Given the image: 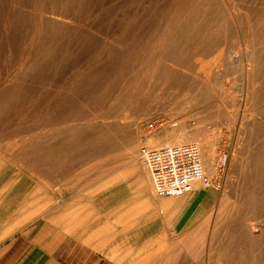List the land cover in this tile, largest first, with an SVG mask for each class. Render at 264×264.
<instances>
[{"label": "rangeland", "instance_id": "1", "mask_svg": "<svg viewBox=\"0 0 264 264\" xmlns=\"http://www.w3.org/2000/svg\"><path fill=\"white\" fill-rule=\"evenodd\" d=\"M6 2L8 5L5 4ZM36 4H41V8ZM55 6L54 0H0V197L3 195L9 198L15 193L24 198L26 208L33 206V202L38 204V208L40 202L46 203L47 208L42 209L43 214L56 210L58 213L65 212L67 198L80 199L81 203L86 205L96 204L97 199L104 196L107 199H109L108 196L113 198L112 193L105 195L103 189L89 190V187L104 184L97 182V179H111L114 175H140L139 160L141 159H138L137 155L147 149L145 144L147 138L153 135L163 136L169 130L181 127L183 122H188L189 127H193L196 123L195 126L201 129L215 128L216 130L219 125L214 124L213 117L222 112L227 119L229 118V125H220L225 136L224 145L217 156L219 177L214 178L216 182L214 191L209 188L202 190V193L205 192L209 196L203 211H200L202 204L196 210L197 213L202 212V220L200 219L197 228L193 231L176 238L170 235L169 243L164 245L160 254L155 255L150 262V264H216V242L220 241L221 229L219 227L215 232L213 221L216 217L210 209L214 201L223 194H227L232 201L235 200L236 182L228 175L222 176L231 162L233 148H243V145L245 148L251 146V149H254L253 165L258 168V172L255 173L252 170L247 175L251 177L258 174L264 177V171L260 172L261 168L264 169L262 159L264 151H260L264 150L261 144L264 139L262 98L259 91L257 97L256 94L255 98L252 97L249 85L239 79L240 71L244 69L243 60L252 52L254 55L259 52L258 56L261 53L258 35H255L254 44L246 47L252 52L248 50L249 52L230 53L223 63L224 68L223 65L217 66V69L214 67L213 60L218 53L208 50L200 53V61L197 63L190 62L181 66L159 68L143 65L132 71L131 78L121 80L113 59L108 61L107 65L100 60L99 37L80 36L83 37V41L78 36L59 33L60 25L53 23L58 16L51 12ZM45 8L48 9L45 11L43 10ZM69 8L71 9L67 5V11ZM27 13L30 14L27 16L28 19ZM80 14L84 16L83 11ZM207 68L208 71L215 68L211 76H213V83L216 82L208 90L205 84H198L199 79H203V73ZM186 69H188L187 72ZM237 74L238 76L235 77ZM165 76H168L170 80H166ZM226 83H229L230 87ZM202 90L207 92L204 93ZM243 90H245L244 93ZM241 94H245L246 97ZM229 95H232V98ZM220 99L221 102H219ZM215 102L223 103V111L218 110L219 103L216 106ZM64 111L69 112L65 114ZM231 114L234 116L232 117ZM205 119L208 120L205 121ZM199 121L201 123H197ZM256 123L260 127H257ZM235 128L237 129L234 130ZM135 150H138L137 153H134ZM226 155L228 159L224 163L223 159ZM32 174H36V178ZM51 179L54 181L52 182ZM40 184L47 188V193L38 191L39 186H42ZM9 193L11 195H8ZM250 197L248 193H241L238 196L242 203H248ZM109 201L106 204H110ZM245 213L251 220L242 227L232 225L229 234L233 235V238L229 237V240L225 241L235 249L231 251L234 254L231 257L232 261L227 259V255L221 258L223 262L227 261V264H264V237L261 233L264 216L262 199H259L257 205L247 209ZM64 216L60 217L63 222ZM208 217L210 222H203V219ZM242 233L244 237L240 239ZM240 250L244 254L242 260L238 257Z\"/></svg>", "mask_w": 264, "mask_h": 264}, {"label": "bare ground", "instance_id": "2", "mask_svg": "<svg viewBox=\"0 0 264 264\" xmlns=\"http://www.w3.org/2000/svg\"><path fill=\"white\" fill-rule=\"evenodd\" d=\"M42 1H44V0H42ZM54 1L56 2V6H55L54 10H51V12L54 13L55 15H57L58 17L55 18L54 20L53 19L52 20H53V23L56 22L60 25L61 29H59V33L63 32V34L66 33L67 35L70 34V35H74V36H78V37H80V36L99 37L100 38V45H99L100 60L106 64L108 61L113 59V61H115V63H116V66L118 68V73H119V75H118V73L116 75H118L121 80H124V79L128 80L129 77L131 78L130 75H132V71H134L135 68L141 67L143 65L148 66V67L151 66L152 68H159L161 66H163V67L164 66H170L171 67L173 65L174 66L175 65L181 66V65L188 64L190 62L197 63L200 61V56H201L200 53L207 52L208 50H214L215 52L218 53L216 58L213 60L214 67H216V69H217V66L220 67L221 65H223V63L225 62V59H227V57H229L230 53H232V52L242 53L243 51L246 52L248 50H251L249 48L247 49L246 47L250 46L251 44H254V42L256 41L255 35H258V37L257 36L256 37H257V39L258 38L260 39L259 41H260L261 53L259 56L257 55L259 52L256 53V55H254L252 50H251V52H252L251 55H249L247 53L249 56H248V58L243 60L244 64L243 63H242L243 65L241 64L244 67V69H242L240 71L239 79H241L243 81V83H245L246 85L247 84L249 85L252 97H254L255 94L257 97L259 94V93L257 94V92L258 91L260 92V95L262 98V102H261L262 103L261 115H262V119H263V127L262 128H264V0H54ZM15 3H17V2H15ZM5 4H7V2ZM37 4H36V6H39L41 8V6H40L41 4L40 5H37ZM42 4H44V3H42ZM25 5H27V4H25ZM67 5L71 7V9L69 8V11H67ZM30 7H31V5H30ZM6 9H7V7H6ZM6 9H5V11H6ZM47 9L45 8L43 10L46 11ZM81 11L84 12V16H81V14H80ZM41 12H39V13H41ZM29 13H27L26 18H27ZM43 13H44V11H43ZM37 16H39V15H37ZM40 18H41V14H40ZM54 25H56V24H54ZM59 25H58V28H59ZM256 32H257V34H256ZM54 33H55V31H54ZM48 34H51V33H48ZM45 36H46V34H45ZM47 36H51V35H47ZM53 36H54V34H53ZM63 38H66V37H63ZM80 39L83 40V37L82 38L80 37ZM60 42L61 41L59 40V43ZM40 44H41V42H40ZM69 44H71V43H69ZM75 44H76V42H75ZM42 46H43V44H42ZM64 46H65V44H64ZM252 49H254V48H252ZM245 52H244V54H245ZM113 61H111V62H113ZM58 64H60V63H58ZM99 64H101V63H99ZM109 64H110V62H109ZM237 65H236V67H237ZM75 67H76V65H75ZM75 67H74V70H75ZM222 67L224 68V65ZM222 67L220 69H222ZM243 67H241V68H243ZM182 68H183V66H182ZM166 69H167V67H166ZM225 69H223V70H225ZM146 70H148V69H146ZM187 70L188 69H186V72H187ZM200 70L202 72V69H200ZM212 70H215V68H211V70H209V71L207 68V70L205 72L203 71L204 72L203 73V79H199L200 82L198 81V84H205L207 90L211 89V85L216 83V82L213 83V81H212V79H213L212 78L213 76H211ZM167 71H168V69H167ZM102 72H104V70ZM155 72H156V70H155ZM232 72H233V70H232ZM165 73H167V72H165ZM184 73L185 72H183V74ZM234 73H236V71H234ZM146 74H147V72H146ZM15 76H16V74H15ZM237 76H238V74L235 77H237ZM191 78H192V76H191ZM199 78H200V76H199ZM218 78H219V76H218ZM91 79H93V78H91ZM230 79H232V77ZM259 79H260V81H258ZM166 80H170V78H167ZM235 81H236V79H235ZM89 82H90V80H89ZM11 83H12V81H11ZM233 83H234V80H233ZM239 83H241V82H239ZM228 84H227V86L230 85V84L229 85ZM223 85H225V84H223ZM223 88H225V87H223ZM234 89H233V91H235ZM207 90H206V92H207ZM202 91H204V93H206L205 90H202ZM225 91L227 94V88ZM229 91H230V89H229ZM244 91L245 90H243V93H244ZM213 92H214V90L212 91V93ZM189 93H191V92H189ZM247 93H248V91H247ZM72 94H73V92H72ZM210 95H211V93H210ZM244 95L245 94H243L242 96H244ZM236 96H237V91H236L235 97ZM185 97H187V95ZM245 97H246V95H245ZM200 98H201V96H200ZM252 99H251V101H254ZM256 100L258 101V98ZM245 101H246V99H245ZM219 102H221V99L219 100ZM219 102H215V105L218 104ZM248 102H249V100H248ZM249 105H250V103H249ZM38 107H40V105ZM218 107H219V109H218L219 111H223V109H224L223 103H219ZM237 109H239V108H237ZM227 110H228V108H227ZM26 112H28V111H26ZM48 113H50V112H48ZM64 113H65V111H64ZM67 113H65V114H67ZM220 113H219V115L216 113L217 115L214 117L212 116L214 118V119L213 118L212 119L215 121L214 124L219 125V128H217L216 130H215V128L201 129L200 127L195 126L196 123L193 125V127H189L188 122H185V123L183 122V124L181 122L182 125L178 129H171L166 134H164L163 136H160V135L154 136L153 135L152 137H149V138H147V140H145L146 141L145 144L147 146V149L145 150V152L144 151L142 152L143 154L140 153V155H137V158L141 159V161L139 160L140 168H141L140 172L147 179V183H148L147 186L149 189L148 191H152L151 193H153L155 195L153 197H159V196H157L155 194V191H154L155 190L154 189V182H153V179L151 177V173H150L149 166H148V154L151 151L158 149V147H156L158 145H161V146L196 145V146H198L200 151H201L202 161L204 163L205 175H204L203 179H201L197 183H195L192 191L187 192L185 194L186 195H192V194L197 193L198 191H200L203 188H205V189L209 188L212 191H214V186L216 185L214 178L217 176L219 177V167L217 165V156L220 153L219 152L220 148L222 147V145H224L223 139L225 136V134H224L225 132H224L223 128L220 127V125H224V124L229 125V120H228L229 118L227 119V117L222 112H220ZM252 113L253 112H251V114ZM228 114H230V113H228ZM231 116H232V114H231ZM125 117L127 118V116H125ZM210 118H209V120L211 122ZM235 118H237V117L235 116ZM255 119H253V120H255ZM90 120H91V118H90ZM206 120H208V119H205V121ZM20 121H21V119H20ZM201 121H204V120H201ZM197 123H201V122L199 121ZM42 124H44V123H42ZM256 124L258 127L259 124L258 123H256ZM56 125H57V123H56ZM234 125H235V123H234ZM51 127H52V125H51ZM61 128H63V127H61ZM251 128H252V126H251ZM251 128H249V130ZM39 129H40V127H39ZM39 129H37V130H39ZM236 129L237 128H235L234 130H236ZM237 132H238V130H237ZM246 132H245V134H246ZM235 134H237V133H235ZM144 137H146V136H144ZM250 137H251V135H250ZM238 141L240 142V140H238ZM234 143H235V141L233 142V144ZM261 144H263L262 148L264 149V139L262 140ZM130 151H131V149H130ZM137 151L138 150H135L134 153H137ZM260 151L262 152L264 150H260ZM253 152H254V149H251V146H249L248 148H245L243 145V148H240V147L239 148H233V150L231 152L232 153L231 154L232 155L231 162L227 166V170L224 171L222 176L224 177V175L225 176L228 175L229 177H232L234 179V181L236 182L237 188L235 191V200L232 201L231 199H229V196L227 194H223L220 196V198L218 200L214 201V203L210 209L211 211H213L212 214H214V217H216V218H214V221H213V225H214L213 228L215 229V232L217 231V228L220 227V229H221L220 241L216 242V258H215L216 264H227V261L223 262L221 257H223V255H227V259L231 260L232 259L231 257L234 255V254H232L231 251H235V249L232 248L229 245V243L225 242L226 239L229 240V237L231 239L233 238V235L231 236V234H229L230 227L232 225L233 226L237 225V227H239V226L242 227L245 224H247V222L250 221L251 219L246 217L245 212L247 209L249 210V208L255 207L257 205L259 199H262V204L264 207V177L259 175L261 177L260 178L258 176V174L256 176H251V177H249L247 175V173L249 171H252V170H254L255 173H256V171L258 172V168L257 167L255 168L253 165V160H254L253 159L254 157L252 156ZM3 158L5 159V157H3ZM57 158H59V157H57ZM262 159H263V164H264V155L262 156ZM33 169H35V168H33ZM263 171H264V169L261 168L260 172L263 173ZM32 175H34V174H32ZM35 175H34V177H35ZM40 175H42V174H40ZM40 177H42V176H40ZM56 178H55V180H56ZM45 180H46V178H45ZM51 181H52V179H51ZM51 181H49V182H51ZM42 183H43V181H42ZM40 185H42V184H40ZM46 189L42 185V186H39L38 191L42 192V193H47ZM241 193H248L251 195L250 201L248 203H242L240 198H238V196H240ZM178 196H180V195H178ZM174 198H178V197L177 196L171 197V200H175ZM47 204H49V201H47ZM39 207L41 209L45 208L46 203L43 204L42 202H40ZM204 207H205V205H203V207L200 209V211H203ZM53 208H55V206ZM254 210H256V209H254ZM200 211L197 213V215L201 216L202 212L200 213ZM216 211H218V212H216ZM255 217H256V215L254 216V218ZM209 220H210V217L206 218L205 220L203 219V222L209 223L210 222ZM252 220H254V219H252ZM63 223H65V222H63ZM253 227L254 226H252V230L254 229ZM255 232L256 231L254 229L253 233H255ZM261 233L263 234V237H264V216H263V220L261 223ZM243 237H244V234L242 233L240 239ZM235 243H237V242H235ZM235 243L233 245H235ZM241 246H243V245H241ZM241 250H240V254H238L239 255L238 257L242 260L244 254L241 252ZM254 256L255 255H253V258H255ZM236 258H237V256H236ZM223 259H226V258H223ZM233 262H235V261H233ZM234 264H236V263H234Z\"/></svg>", "mask_w": 264, "mask_h": 264}, {"label": "crops", "instance_id": "3", "mask_svg": "<svg viewBox=\"0 0 264 264\" xmlns=\"http://www.w3.org/2000/svg\"><path fill=\"white\" fill-rule=\"evenodd\" d=\"M96 181L104 184L89 190L100 188L113 198L104 196L91 205L67 198L65 212L59 213L43 214L34 202L26 208L15 193L2 195L0 264H150L170 235L197 228L202 216L196 210L209 198L203 189L175 200L153 197L141 174Z\"/></svg>", "mask_w": 264, "mask_h": 264}, {"label": "built area", "instance_id": "4", "mask_svg": "<svg viewBox=\"0 0 264 264\" xmlns=\"http://www.w3.org/2000/svg\"><path fill=\"white\" fill-rule=\"evenodd\" d=\"M227 159L226 155L224 163ZM148 166L159 197H175L190 192L205 175L201 151L196 145L164 146L151 151Z\"/></svg>", "mask_w": 264, "mask_h": 264}]
</instances>
